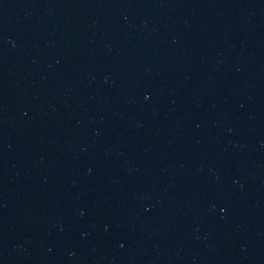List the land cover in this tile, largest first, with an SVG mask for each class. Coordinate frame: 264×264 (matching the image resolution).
Segmentation results:
<instances>
[{"label": "water", "instance_id": "obj_1", "mask_svg": "<svg viewBox=\"0 0 264 264\" xmlns=\"http://www.w3.org/2000/svg\"><path fill=\"white\" fill-rule=\"evenodd\" d=\"M0 264H264V0H0Z\"/></svg>", "mask_w": 264, "mask_h": 264}]
</instances>
